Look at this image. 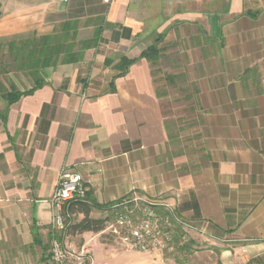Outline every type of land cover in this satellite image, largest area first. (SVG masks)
<instances>
[{"label": "crops", "instance_id": "obj_1", "mask_svg": "<svg viewBox=\"0 0 264 264\" xmlns=\"http://www.w3.org/2000/svg\"><path fill=\"white\" fill-rule=\"evenodd\" d=\"M0 12V45L70 35L41 88L11 105L0 93V264H51L64 169L90 201L156 202L217 241L224 264H263L264 0H0ZM157 37L152 66L141 56ZM156 67L172 88L187 82L192 116L168 122ZM9 78L20 93L33 88ZM104 235L67 241L97 264H129Z\"/></svg>", "mask_w": 264, "mask_h": 264}, {"label": "built area", "instance_id": "obj_2", "mask_svg": "<svg viewBox=\"0 0 264 264\" xmlns=\"http://www.w3.org/2000/svg\"><path fill=\"white\" fill-rule=\"evenodd\" d=\"M86 196L87 189L81 175L64 169L51 199L54 209L52 216L54 238L51 241L49 255L51 264H97L90 251L84 247H77L65 237L64 206L75 201H84ZM133 204H136L135 207H130ZM120 207H123L124 211H116L114 222L101 233L112 234L128 251L151 253L168 250L177 235L178 226L184 225L170 212L173 224L168 217L158 212L160 204L147 199L127 201L114 209L119 210Z\"/></svg>", "mask_w": 264, "mask_h": 264}, {"label": "trees", "instance_id": "obj_3", "mask_svg": "<svg viewBox=\"0 0 264 264\" xmlns=\"http://www.w3.org/2000/svg\"><path fill=\"white\" fill-rule=\"evenodd\" d=\"M1 17V12H0ZM70 35L68 30L52 36L36 37L30 40L0 45V93L9 105L16 103L19 99L44 85L42 71L47 67L55 66L59 62L60 55L69 51ZM163 41L162 37H157L143 54L142 58L150 61L155 66L160 59L161 49L159 46ZM11 73H21L29 78L33 83L30 92L20 93L10 80ZM170 82L172 77L167 76ZM114 205H99L94 201L85 199L66 204L63 208V216L66 224V238H73L85 233H101L106 230L115 214ZM94 211H109L113 215L106 218L95 219L92 217ZM83 215V219L77 217ZM178 230L181 227L178 226ZM61 238V236H60ZM189 249L184 245L182 250Z\"/></svg>", "mask_w": 264, "mask_h": 264}, {"label": "rangeland", "instance_id": "obj_4", "mask_svg": "<svg viewBox=\"0 0 264 264\" xmlns=\"http://www.w3.org/2000/svg\"><path fill=\"white\" fill-rule=\"evenodd\" d=\"M156 77L158 81H166V78L161 77V69L158 70L156 67ZM187 82L182 79L180 82H177L176 86L172 88L169 82H167L168 89L162 90V92H165L168 94V98H166V104L164 106V113L167 116L168 122L173 120V117H187L192 116V111L189 109L188 101L185 100L187 87ZM163 89V88H162ZM177 97H184L183 101L177 103L174 101V99H177ZM187 115V116H186ZM183 121V120H182ZM174 122V120H173ZM185 123V122H184ZM174 124V123H173ZM180 130L186 134L188 129H192V127H187L183 124H179ZM174 128H177V124L174 125ZM177 131V130H175ZM130 200H134L131 198ZM129 201V199H126L123 202H119L115 204L114 206L122 205L123 203ZM136 204L131 205L130 207H135ZM132 209V208H131ZM115 212L113 215L112 212L108 214V216H112L111 223L114 222L116 218V211L117 212H123L124 208L120 207L119 210H112ZM164 216L168 217L170 221L174 224V221L171 218L170 211H167V213H163ZM174 217L178 219V221L181 224L183 221L178 218L175 214ZM110 223V224H111ZM181 227V226H179ZM112 234H106L103 236V238L110 241L111 244H114L117 248H121L122 246L118 243V241L115 239H112ZM71 242V241H70ZM76 243V246H79V243ZM121 246H119L118 244ZM184 245L189 247V251L187 253H182L180 251V248H182ZM220 244L217 241L208 240L206 237L202 235V233L198 231H193L192 229L185 228L183 225L181 227V230L177 231V235L174 239V241L170 244V248L165 251H158L157 253H163L164 255H147V253H141V252H135V251H128L133 256L129 259V264H224L222 260V253L219 251ZM124 251L126 249L124 248ZM234 256V253L233 255ZM264 264V262H263Z\"/></svg>", "mask_w": 264, "mask_h": 264}]
</instances>
